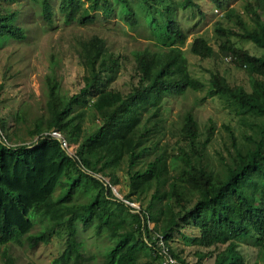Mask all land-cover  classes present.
I'll return each instance as SVG.
<instances>
[{"label": "trees", "instance_id": "1", "mask_svg": "<svg viewBox=\"0 0 264 264\" xmlns=\"http://www.w3.org/2000/svg\"><path fill=\"white\" fill-rule=\"evenodd\" d=\"M30 1L39 6L42 19L51 23V0ZM116 1L127 22L136 25L130 1ZM140 1L150 8L152 2L159 0ZM209 1L226 11L227 16L232 14L228 7L233 0ZM17 2L0 0V45L5 40H22L26 36L17 23L20 10L13 7ZM252 3L264 14V0ZM188 7L201 12L197 1L182 0V8ZM58 11L65 24H93L96 18L82 0H58ZM150 11L149 20L155 23L156 13L161 14L162 45L154 52L135 54L137 81L127 93L110 86L117 78L120 62L107 52L104 39L97 35L77 44V56L84 69V85L79 93L64 97L56 79L47 78L49 120L45 127L36 125L27 135L57 130L77 144L74 155L48 135H40L30 145L11 146L0 133V246L20 243L22 239L30 247L49 243L52 234L64 227L66 247L51 264H90L94 257L86 254L83 240V233L89 230L95 239L111 242L99 264H139L145 249L161 256L158 236L169 242L179 235L203 248L224 245L215 254L213 264H245L238 249L243 239H252L264 253V123L258 126V138L253 145L244 151L237 149L231 164L217 173L199 162L200 149L209 143L213 128H208L201 143L197 121L187 113L180 127L177 152L168 153L164 148L153 160L146 161L143 169L130 171L158 146V141L152 140L153 126L162 122L165 98L180 96L188 89H206L209 97L226 98L241 121L264 118V52L252 55L230 40L232 35H238L264 50V18H260L258 28H247L241 22L240 34L223 27L215 29L225 37L220 49L229 53L236 65L246 68L250 88L247 91L241 86L231 87L219 73L211 75L207 86L192 77L181 48L186 34L175 21L173 9L168 5L162 11ZM190 51L200 58L214 53L202 36L193 39ZM1 88L2 85L0 93ZM88 107L102 122L86 135L82 124ZM0 129H7L2 118ZM123 160L128 162L129 191L119 198L113 187L117 181L115 171ZM107 177L108 182L104 180ZM150 190L147 217L141 207L136 210L123 201L139 206L131 196ZM148 221L154 222L158 231L154 241L146 237ZM36 225L38 230L33 231ZM1 255L4 264H15L6 247Z\"/></svg>", "mask_w": 264, "mask_h": 264}, {"label": "rangeland", "instance_id": "2", "mask_svg": "<svg viewBox=\"0 0 264 264\" xmlns=\"http://www.w3.org/2000/svg\"><path fill=\"white\" fill-rule=\"evenodd\" d=\"M84 7L95 14L93 24L81 25L77 22L65 24L58 11V0H51L54 16L51 23L45 22L39 6L30 0H18L13 5L20 10L17 23L25 31L22 40H5L0 45V118L4 119L6 128L0 129L3 140L11 146L30 145L36 141L39 133L27 135L36 125L45 127L49 114L47 111V78L54 77L59 93L70 97L79 93L84 85V69L77 56V44L93 35L104 39L107 52L118 57L120 68L117 78L110 86L127 93L137 81L135 54L159 49L162 25L160 13H156L157 23L149 20L152 10L162 11L165 6L173 9L175 21L186 34L181 46L187 60L190 75L208 85L213 73H219L231 87L241 86L249 91V76L246 68L236 65L233 57L222 49L220 43L225 39L215 31L218 27L230 29L240 34L243 24L247 28H258L264 14L252 0H233L229 5L232 14L215 6L209 0H195L200 10L182 8V0H159L147 8L140 0H129L136 13L137 24L131 26L116 0H82ZM250 4L248 8L245 6ZM258 20V21H256ZM259 22V23H258ZM258 23V24H257ZM202 36L212 46L214 53L207 58H200L190 51L193 39ZM230 40L236 47L246 49L252 55H262L264 50L250 40L232 35ZM165 49V48H162ZM191 113L198 124V140L202 143L212 126L213 134L204 149H200L199 162L207 170L222 173L231 164L236 150L244 151L258 138V126L264 123L262 117H249L243 121L234 113L226 98L207 96L206 89L186 90L182 95L165 98L161 115L162 122L153 126L152 140L158 146L152 148L143 159L136 163L131 172L143 169L146 161H151L165 148L168 153L177 152L181 137L180 127L184 116ZM102 119L88 107L82 124L83 134H89L101 124ZM14 132L15 134H12ZM45 132V131H42ZM188 145H185L187 148ZM72 150H70L71 153ZM190 155H194L190 151ZM127 160V158H126ZM123 160L115 171L117 181L113 193L124 197L129 191L128 162ZM172 175L175 171H172ZM108 180V177L106 178ZM58 192L56 190L55 194ZM152 190L144 194L131 196L138 202L146 215V207L151 202ZM138 205V204H137ZM145 208V209H144ZM38 230L36 225L33 231ZM155 223L148 221V241L155 240ZM190 235V234H187ZM86 254L94 260L90 264H99L110 241L105 238L95 239L91 230L83 233ZM168 254L175 260L174 264H213L214 256L224 249V245L210 248L193 246L179 235L169 242H164ZM158 250L160 244H157ZM13 256L15 264H51L66 247V231L58 228L49 243H38L30 247L26 240L0 246V264H4L1 255L3 248ZM252 239H243L238 243L245 264H264V253ZM139 264H165L163 256H155L145 249Z\"/></svg>", "mask_w": 264, "mask_h": 264}, {"label": "built area", "instance_id": "3", "mask_svg": "<svg viewBox=\"0 0 264 264\" xmlns=\"http://www.w3.org/2000/svg\"><path fill=\"white\" fill-rule=\"evenodd\" d=\"M40 135H48V136H51L57 140H59L61 146L70 154V155H74L75 152H76V149H77V144L75 143H72V142H69L60 132H58L57 130H48V131H45V132H41L39 135H37V138L40 136ZM36 138V140H37ZM70 150L71 153H70ZM106 182H108V180L105 178L104 179ZM115 193V192H114ZM116 194V193H115ZM117 195V194H116ZM118 196V195H117ZM119 198H122V196H118ZM125 203L129 204L130 206L134 207L136 210L139 209V206L136 204V203H133V202H128L126 200H123ZM159 237V244H160V253L161 255L163 256V259H164V262L165 264H174L175 263V260L168 254L167 252V249L164 247V244H163V240H162V237L161 236H158Z\"/></svg>", "mask_w": 264, "mask_h": 264}]
</instances>
